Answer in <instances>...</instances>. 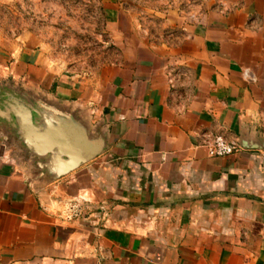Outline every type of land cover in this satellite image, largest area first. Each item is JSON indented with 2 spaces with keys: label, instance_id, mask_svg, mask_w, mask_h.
Segmentation results:
<instances>
[{
  "label": "crops",
  "instance_id": "0c3cea01",
  "mask_svg": "<svg viewBox=\"0 0 264 264\" xmlns=\"http://www.w3.org/2000/svg\"><path fill=\"white\" fill-rule=\"evenodd\" d=\"M182 1L101 0L116 56L94 71L0 30V105L40 100L105 140L50 179L0 118V264H264V0ZM205 131L262 146L213 158ZM74 201L92 215L65 219Z\"/></svg>",
  "mask_w": 264,
  "mask_h": 264
},
{
  "label": "rangeland",
  "instance_id": "374dc122",
  "mask_svg": "<svg viewBox=\"0 0 264 264\" xmlns=\"http://www.w3.org/2000/svg\"><path fill=\"white\" fill-rule=\"evenodd\" d=\"M179 7L185 1L177 0ZM201 0H187L197 5ZM209 1V0H204ZM217 6L221 0H213ZM101 0H0V30L11 36L26 29L45 37L51 54L75 68L96 70L116 56L103 32ZM156 0H129L134 9ZM182 2V3H181ZM184 3V4H183ZM182 4V5H181Z\"/></svg>",
  "mask_w": 264,
  "mask_h": 264
},
{
  "label": "water",
  "instance_id": "95a60500",
  "mask_svg": "<svg viewBox=\"0 0 264 264\" xmlns=\"http://www.w3.org/2000/svg\"><path fill=\"white\" fill-rule=\"evenodd\" d=\"M4 94L7 101L0 105V118L13 124L14 134L40 160L38 166L48 178H60L104 152L105 140L90 136L73 114L13 92ZM238 143L243 149L264 146L247 140Z\"/></svg>",
  "mask_w": 264,
  "mask_h": 264
},
{
  "label": "built area",
  "instance_id": "2783aa9c",
  "mask_svg": "<svg viewBox=\"0 0 264 264\" xmlns=\"http://www.w3.org/2000/svg\"><path fill=\"white\" fill-rule=\"evenodd\" d=\"M177 72L168 71L167 79L169 84L174 86ZM199 145L204 147L208 156L213 158L225 157L233 155L239 152L242 148L238 141L227 138L225 135L214 132L205 131L199 134ZM92 207H88L85 204L78 202H70L66 205L65 219L67 220H79L86 216L92 215Z\"/></svg>",
  "mask_w": 264,
  "mask_h": 264
}]
</instances>
